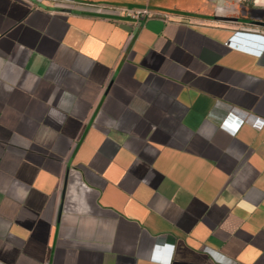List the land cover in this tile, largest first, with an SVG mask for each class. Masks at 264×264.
<instances>
[{
    "label": "crops",
    "instance_id": "crops-1",
    "mask_svg": "<svg viewBox=\"0 0 264 264\" xmlns=\"http://www.w3.org/2000/svg\"><path fill=\"white\" fill-rule=\"evenodd\" d=\"M211 1L147 0L133 36L0 0V264H264V51L229 47L264 28Z\"/></svg>",
    "mask_w": 264,
    "mask_h": 264
},
{
    "label": "water",
    "instance_id": "water-1",
    "mask_svg": "<svg viewBox=\"0 0 264 264\" xmlns=\"http://www.w3.org/2000/svg\"><path fill=\"white\" fill-rule=\"evenodd\" d=\"M66 2H93L95 6L117 8V9H128L136 11H146L147 10V0H62ZM214 5V19L217 21H225L237 24H246L259 28H264L263 21H243L239 17L232 16L231 14H226L227 10H230L225 3H216V1H211ZM90 4V3H88ZM233 8V7H231ZM231 11H233L231 9Z\"/></svg>",
    "mask_w": 264,
    "mask_h": 264
},
{
    "label": "built area",
    "instance_id": "built-area-1",
    "mask_svg": "<svg viewBox=\"0 0 264 264\" xmlns=\"http://www.w3.org/2000/svg\"><path fill=\"white\" fill-rule=\"evenodd\" d=\"M100 12L118 13L132 18L135 21V25L132 31V35L135 36L141 29V18L148 13V11H136L128 9H117L108 7H98ZM257 38L249 37L242 33H236L229 43V47L243 51L252 55H259L264 51V42H261Z\"/></svg>",
    "mask_w": 264,
    "mask_h": 264
},
{
    "label": "flooded vegetation",
    "instance_id": "flooded-vegetation-1",
    "mask_svg": "<svg viewBox=\"0 0 264 264\" xmlns=\"http://www.w3.org/2000/svg\"><path fill=\"white\" fill-rule=\"evenodd\" d=\"M227 13V12H226Z\"/></svg>",
    "mask_w": 264,
    "mask_h": 264
}]
</instances>
